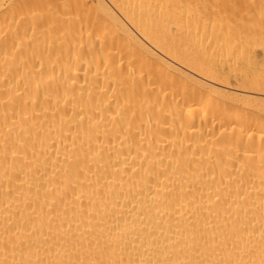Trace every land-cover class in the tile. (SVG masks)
Here are the masks:
<instances>
[{"label": "bare ground", "instance_id": "6f19581e", "mask_svg": "<svg viewBox=\"0 0 264 264\" xmlns=\"http://www.w3.org/2000/svg\"><path fill=\"white\" fill-rule=\"evenodd\" d=\"M0 264H264V0H0Z\"/></svg>", "mask_w": 264, "mask_h": 264}]
</instances>
